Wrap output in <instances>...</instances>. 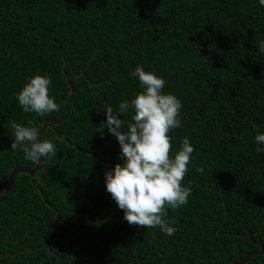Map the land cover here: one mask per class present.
Instances as JSON below:
<instances>
[{"label": "trees", "instance_id": "obj_1", "mask_svg": "<svg viewBox=\"0 0 264 264\" xmlns=\"http://www.w3.org/2000/svg\"><path fill=\"white\" fill-rule=\"evenodd\" d=\"M261 41L259 0H0V186L13 167L35 165L11 149L12 124L56 120L65 77L73 90L56 134L39 136L57 156L0 195V264H232L249 254L243 264H264ZM137 65L182 102L172 155L184 137L195 149L182 182L191 181L188 203L168 209L173 236L129 225L106 191L105 172L124 158L100 125L107 106L115 112L143 90L131 75ZM35 75L51 78L60 112L19 106L16 94ZM132 115L118 117L122 131Z\"/></svg>", "mask_w": 264, "mask_h": 264}, {"label": "clouds", "instance_id": "obj_2", "mask_svg": "<svg viewBox=\"0 0 264 264\" xmlns=\"http://www.w3.org/2000/svg\"><path fill=\"white\" fill-rule=\"evenodd\" d=\"M264 6V0H259ZM259 51L264 55V41L259 42ZM132 76L138 77L143 89L135 98L119 104L114 112L107 106L106 120L100 125L114 135L121 149L124 162L117 163L105 172L106 191L111 195L124 219L138 228H159L164 234L173 236L178 229L175 220H169L168 209L176 210L188 203L191 181L183 185L184 178L195 151L188 137L181 141V148L172 155L173 145L169 133L182 127L180 110L182 102L175 95L164 94L166 80L153 72H146L137 65ZM51 78L35 75L16 94L19 106L25 113L45 117L60 112L58 105L49 95ZM133 112L131 122L118 118ZM14 140L12 150H22L24 158L39 163L41 158L57 156L56 145L50 140L41 141L39 129L13 123ZM257 153H264V134L255 136ZM197 172L204 169L198 167Z\"/></svg>", "mask_w": 264, "mask_h": 264}, {"label": "water", "instance_id": "obj_3", "mask_svg": "<svg viewBox=\"0 0 264 264\" xmlns=\"http://www.w3.org/2000/svg\"><path fill=\"white\" fill-rule=\"evenodd\" d=\"M68 80H69V77H65V82H66L69 90H68L67 97H66V99L63 102V106H62V109H61V112H60L58 118L56 120H46V121H44L41 124V126L38 128L39 129L38 137L48 128L52 129L53 132L55 133V130L53 129V127L58 125L61 122L63 114H64V111H65V108H66V105L69 102V100H70V98L72 96V93H73L72 87L68 83ZM59 139H62V138L59 137ZM41 165H42V158H41L40 162L39 163H35L34 167H32V168L13 167L8 172L6 185L5 186H0V195H5L12 189L13 180H14L15 175H17V174H20V173L21 174H25L26 176L29 177L30 182H32V178L39 172V170L41 168ZM37 191H38V193L40 195L41 200L44 202V197L42 195V192L38 188H37ZM8 255L12 256L10 254H5L4 256H8ZM250 255L251 254L245 256V258L243 260H235V261L232 262V264H243V263H245L248 260ZM1 257H3V255H0V258Z\"/></svg>", "mask_w": 264, "mask_h": 264}]
</instances>
